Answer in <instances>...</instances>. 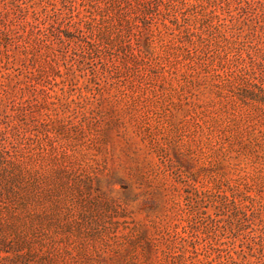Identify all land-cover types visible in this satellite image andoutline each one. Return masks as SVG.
Listing matches in <instances>:
<instances>
[{
  "label": "rangeland",
  "instance_id": "1",
  "mask_svg": "<svg viewBox=\"0 0 264 264\" xmlns=\"http://www.w3.org/2000/svg\"><path fill=\"white\" fill-rule=\"evenodd\" d=\"M0 264H264V0H0Z\"/></svg>",
  "mask_w": 264,
  "mask_h": 264
}]
</instances>
